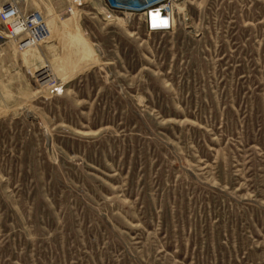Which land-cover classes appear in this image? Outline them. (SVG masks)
<instances>
[{"label": "rangeland", "instance_id": "rangeland-1", "mask_svg": "<svg viewBox=\"0 0 264 264\" xmlns=\"http://www.w3.org/2000/svg\"><path fill=\"white\" fill-rule=\"evenodd\" d=\"M166 3L0 42V264H264V0Z\"/></svg>", "mask_w": 264, "mask_h": 264}, {"label": "built area", "instance_id": "built-area-1", "mask_svg": "<svg viewBox=\"0 0 264 264\" xmlns=\"http://www.w3.org/2000/svg\"><path fill=\"white\" fill-rule=\"evenodd\" d=\"M147 0H105L108 17L114 13L146 14V25L150 31H156L151 17L147 16L157 6L162 8V13H170V8L164 6L167 0L154 1L145 4ZM0 33L6 34V39L17 44L19 50L40 45L49 36V28L44 15L39 10L27 7V0H0ZM171 24L166 29H169ZM163 29V30H166ZM1 33V34H2ZM39 75V73H38ZM41 78V76H39ZM45 80V79H42ZM52 80V79H51ZM49 80L48 82H50ZM52 91H58L56 82L51 86Z\"/></svg>", "mask_w": 264, "mask_h": 264}, {"label": "bare ground", "instance_id": "bare-ground-1", "mask_svg": "<svg viewBox=\"0 0 264 264\" xmlns=\"http://www.w3.org/2000/svg\"><path fill=\"white\" fill-rule=\"evenodd\" d=\"M173 5L174 4H172V6H171L172 8H173ZM164 6H167V4H165ZM156 10H158V13L161 16L165 17L167 19V21L166 20L165 21H158V22L152 21L154 26H156L155 29H157V30L166 29L169 24H171V28H173L175 26V21H174V18L171 16V13H166L165 15H163L161 7L157 8ZM168 15H169V17H168ZM46 19H48V18H46ZM64 21H66V20H63L62 22H64ZM46 23H47L48 28H49V36H48V39H49L50 35H52L54 32H56L59 29L60 23H59V20H56L54 22L51 18ZM1 33H0V38H1L0 42H2V39L6 40V38H7L6 34H4V33L1 34ZM38 73H39V76H41V79H45L44 82H48L49 80L53 79L51 77V74H49V72H48V68L47 69H44V68L40 69Z\"/></svg>", "mask_w": 264, "mask_h": 264}]
</instances>
